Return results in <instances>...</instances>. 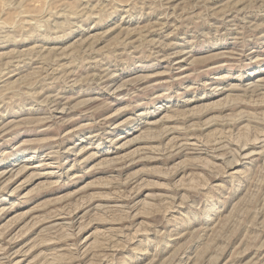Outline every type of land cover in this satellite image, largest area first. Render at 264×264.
<instances>
[{
	"label": "rangeland",
	"instance_id": "1",
	"mask_svg": "<svg viewBox=\"0 0 264 264\" xmlns=\"http://www.w3.org/2000/svg\"><path fill=\"white\" fill-rule=\"evenodd\" d=\"M0 264H264V0H0Z\"/></svg>",
	"mask_w": 264,
	"mask_h": 264
}]
</instances>
